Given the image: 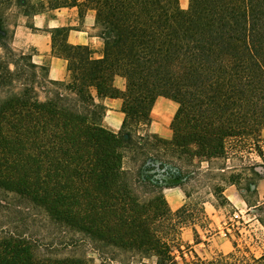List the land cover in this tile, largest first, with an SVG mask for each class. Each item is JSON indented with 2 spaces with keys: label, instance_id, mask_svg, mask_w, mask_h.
Listing matches in <instances>:
<instances>
[{
  "label": "trees",
  "instance_id": "trees-1",
  "mask_svg": "<svg viewBox=\"0 0 264 264\" xmlns=\"http://www.w3.org/2000/svg\"><path fill=\"white\" fill-rule=\"evenodd\" d=\"M37 3L30 15L94 11L103 47L98 57L52 30L67 74L49 80L10 47L12 0H0V264H91L83 247L98 264H264L235 243L203 258L179 238L205 223L204 197L223 206L225 186L248 192L260 178L227 163L253 154L264 165V0ZM159 97L177 105L168 140L147 130ZM104 98L121 101L118 132L102 125ZM170 187L184 196L174 212Z\"/></svg>",
  "mask_w": 264,
  "mask_h": 264
},
{
  "label": "rangeland",
  "instance_id": "rangeland-1",
  "mask_svg": "<svg viewBox=\"0 0 264 264\" xmlns=\"http://www.w3.org/2000/svg\"><path fill=\"white\" fill-rule=\"evenodd\" d=\"M40 1L12 0V5L6 12V19L3 25L13 35L15 31L18 32L16 41H13V35L10 40V47L16 54L23 53L32 56L31 50L25 49V38L20 33L27 32L23 27L31 26V6L32 4L37 5V2ZM35 9H39L38 6ZM26 12H28V16H25ZM95 29V33L100 34V28L95 27ZM163 111L167 112L166 108L158 109L157 105L153 106L151 124L147 129L150 134H155L153 132L157 129L170 132L171 134V121L162 122ZM155 135L159 137L158 134ZM261 136L264 138V130L261 132ZM227 165L230 167L235 166L234 168L238 169L240 167L253 166L259 173L260 178L252 182L253 184L248 192L244 190V185L225 186L223 195L228 203L223 206H219L211 196L207 195L204 197L202 201L204 202L203 209L206 216L205 223L202 227L195 225L183 228L180 231L179 238L183 243L190 244L192 250L203 258H209L216 254L226 255L233 250L234 243L239 248L246 247L251 253L259 256L264 253V230L256 218L259 214V207L264 203V165L253 154H250L241 164L236 160H232ZM203 167H205V164H203ZM163 195L173 212L184 204L183 193L178 187L164 189ZM192 228H195L201 239V243L198 245L193 244ZM78 253L85 254L91 260V264H98L96 255L89 248H80Z\"/></svg>",
  "mask_w": 264,
  "mask_h": 264
},
{
  "label": "crops",
  "instance_id": "crops-1",
  "mask_svg": "<svg viewBox=\"0 0 264 264\" xmlns=\"http://www.w3.org/2000/svg\"><path fill=\"white\" fill-rule=\"evenodd\" d=\"M43 1V0H41ZM81 2V0H79ZM188 0H179L181 8L187 7ZM23 29L27 32L20 33L25 38V49L31 50L32 61L37 66H44L48 71V79L52 81H62L67 74L66 61L53 54L51 48V34L50 32L57 28H66V41L73 46H88L95 56H100L103 39L100 34L95 31V14L92 10H86L82 15H79L78 9L63 8L55 11L46 12L43 14L32 15V24ZM18 32L15 31L13 41H16ZM25 49H23L25 51ZM113 86L118 89H123V80L116 77L113 81ZM93 95L96 96L95 92ZM96 101L105 107V115L102 118V125L112 132H118L122 121L123 114L120 111L121 101L119 99L104 98ZM158 109L166 108L163 111L162 122H170L177 109V105L169 100L159 97L153 106ZM162 113V110H161ZM170 120V121H169ZM155 134L160 138L170 139V132L157 129Z\"/></svg>",
  "mask_w": 264,
  "mask_h": 264
}]
</instances>
